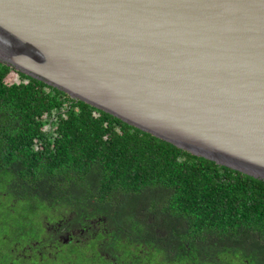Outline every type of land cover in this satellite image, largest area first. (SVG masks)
Wrapping results in <instances>:
<instances>
[{
  "label": "trees",
  "instance_id": "1",
  "mask_svg": "<svg viewBox=\"0 0 264 264\" xmlns=\"http://www.w3.org/2000/svg\"><path fill=\"white\" fill-rule=\"evenodd\" d=\"M98 259L264 264V181L0 62V264Z\"/></svg>",
  "mask_w": 264,
  "mask_h": 264
},
{
  "label": "water",
  "instance_id": "2",
  "mask_svg": "<svg viewBox=\"0 0 264 264\" xmlns=\"http://www.w3.org/2000/svg\"><path fill=\"white\" fill-rule=\"evenodd\" d=\"M0 62L264 181V0H0Z\"/></svg>",
  "mask_w": 264,
  "mask_h": 264
},
{
  "label": "rangeland",
  "instance_id": "3",
  "mask_svg": "<svg viewBox=\"0 0 264 264\" xmlns=\"http://www.w3.org/2000/svg\"><path fill=\"white\" fill-rule=\"evenodd\" d=\"M37 228L39 229V231L42 230V228H40V227H37ZM65 249L66 250H65L64 254L58 256V260L59 261L70 260V258H72V257H70V254L74 255V253H75L76 255H81L82 252L86 251V249H84V248H83V250L81 248L77 249L76 246H73V247L72 246H67ZM97 261H98V263L101 264V260L100 259H98Z\"/></svg>",
  "mask_w": 264,
  "mask_h": 264
}]
</instances>
